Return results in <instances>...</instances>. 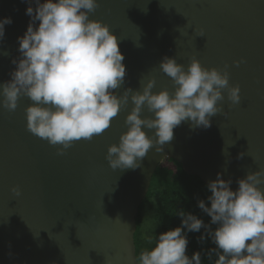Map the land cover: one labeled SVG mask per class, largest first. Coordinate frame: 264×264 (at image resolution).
I'll list each match as a JSON object with an SVG mask.
<instances>
[{
    "label": "water",
    "instance_id": "1",
    "mask_svg": "<svg viewBox=\"0 0 264 264\" xmlns=\"http://www.w3.org/2000/svg\"><path fill=\"white\" fill-rule=\"evenodd\" d=\"M98 3L89 18L109 26L125 57L124 84L114 90L118 96L129 88L142 92L152 79L153 93H173L172 79L159 67L167 56L185 71L192 59L206 69L227 65L229 86L240 87V103L231 104L222 90L218 106L223 111L211 117V127L182 122L164 151L151 148L135 170H113L106 159L109 146L118 145L127 131L125 119L134 107L130 98L108 129L91 140L73 141L64 155L57 154L61 145L28 131L30 98L22 96L14 112L0 103V264H138L135 219L164 159L176 161L205 185L221 173L232 180L233 191L237 180L264 171V0ZM28 6L0 0V19L13 20L0 40V84L11 79L12 60L20 57L17 37L27 30ZM152 115L143 108L141 118ZM142 130L154 137L155 130ZM258 187L264 190V184Z\"/></svg>",
    "mask_w": 264,
    "mask_h": 264
},
{
    "label": "clouds",
    "instance_id": "2",
    "mask_svg": "<svg viewBox=\"0 0 264 264\" xmlns=\"http://www.w3.org/2000/svg\"><path fill=\"white\" fill-rule=\"evenodd\" d=\"M22 2L29 5L25 15L30 21L24 35L17 37L20 57L12 60L11 79L0 84V103L14 112L22 96L30 98L34 103L25 109L27 129L50 145H61L58 155H64L73 141L91 140L103 133L130 98L134 107L125 119L127 131L118 145L109 146L106 159L113 170H135L141 168L151 148L164 151L182 122L190 121L193 128L211 127V117L223 111L218 106L224 100L222 90H227L231 104L240 103V87L229 86L227 65L206 69L192 59L185 71L175 58L167 56L159 67L172 79L173 93L167 89L153 93L152 79L142 92L129 88L118 96L114 90L124 84L125 57L109 26L89 18L99 7L98 0ZM12 23L11 17L0 19V40L5 25ZM144 107L152 117L141 118ZM142 126L155 130L154 137H148ZM221 175L217 173L207 184L210 194L206 200H197V207L210 222L180 210V225L160 233L155 246L140 253L138 264H201V252L195 251L191 257L186 253L189 233L202 229L199 240L210 237L216 246L209 252V257L216 255L215 264H264V190L258 187L264 184V171L237 180L235 191L230 187L232 180L225 181ZM11 191L21 195L16 187Z\"/></svg>",
    "mask_w": 264,
    "mask_h": 264
},
{
    "label": "trees",
    "instance_id": "3",
    "mask_svg": "<svg viewBox=\"0 0 264 264\" xmlns=\"http://www.w3.org/2000/svg\"><path fill=\"white\" fill-rule=\"evenodd\" d=\"M209 194L207 185L200 178L187 175L176 161L164 159L152 175L135 219L134 244L137 263L142 251L151 250L155 246L160 233L180 225V210L192 212L204 219L205 223H209L210 218L197 207V200H206ZM212 228L214 230L215 226ZM203 232L202 229L201 233H189L186 254L191 257L193 252L199 251L201 264H215L217 257L214 253L209 257V252L216 246L210 237L199 240ZM149 237L152 238L151 241Z\"/></svg>",
    "mask_w": 264,
    "mask_h": 264
}]
</instances>
